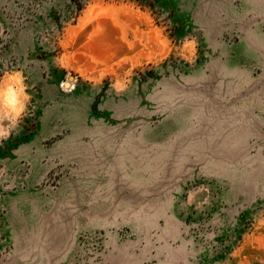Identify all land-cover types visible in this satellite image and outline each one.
I'll list each match as a JSON object with an SVG mask.
<instances>
[{"label": "rangeland", "instance_id": "1", "mask_svg": "<svg viewBox=\"0 0 264 264\" xmlns=\"http://www.w3.org/2000/svg\"><path fill=\"white\" fill-rule=\"evenodd\" d=\"M14 71L0 264H264V0H0Z\"/></svg>", "mask_w": 264, "mask_h": 264}, {"label": "clouds", "instance_id": "2", "mask_svg": "<svg viewBox=\"0 0 264 264\" xmlns=\"http://www.w3.org/2000/svg\"><path fill=\"white\" fill-rule=\"evenodd\" d=\"M24 79L21 71L0 78V141L11 137L31 100Z\"/></svg>", "mask_w": 264, "mask_h": 264}, {"label": "bare ground", "instance_id": "3", "mask_svg": "<svg viewBox=\"0 0 264 264\" xmlns=\"http://www.w3.org/2000/svg\"><path fill=\"white\" fill-rule=\"evenodd\" d=\"M66 86H68V85H66ZM71 86V85H70Z\"/></svg>", "mask_w": 264, "mask_h": 264}]
</instances>
